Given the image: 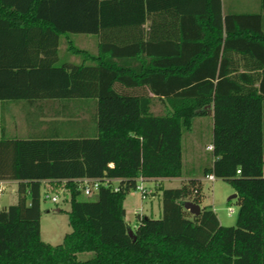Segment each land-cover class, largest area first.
I'll use <instances>...</instances> for the list:
<instances>
[{
    "label": "trees",
    "instance_id": "obj_1",
    "mask_svg": "<svg viewBox=\"0 0 264 264\" xmlns=\"http://www.w3.org/2000/svg\"><path fill=\"white\" fill-rule=\"evenodd\" d=\"M0 4L27 21L0 16V69L19 79L0 87V100H97L95 134L0 139V180L18 181V201L0 207V264H264V0L259 13L226 15L222 0ZM73 34L98 37L92 62H59L62 37ZM29 86L39 90L21 91ZM210 114L214 161L198 174L184 167L183 138ZM210 174L238 194L234 226L202 206ZM180 177L190 179L152 190L161 218L139 214L132 227L125 200L139 179ZM84 178L120 179L119 190L102 184L97 199H83ZM46 181L70 197L72 230L58 245L42 238Z\"/></svg>",
    "mask_w": 264,
    "mask_h": 264
},
{
    "label": "crops",
    "instance_id": "obj_2",
    "mask_svg": "<svg viewBox=\"0 0 264 264\" xmlns=\"http://www.w3.org/2000/svg\"><path fill=\"white\" fill-rule=\"evenodd\" d=\"M262 7V0H222V8L225 15L229 12L259 13L262 11ZM0 16L9 18L11 21L13 20L16 26L27 22L18 19L16 9L10 5L0 4ZM19 22L20 24H17ZM145 26H147V24H145ZM99 54L98 37L85 34H76V36L66 35L62 37L59 62L87 64L92 62L93 57ZM135 66H138V64L136 63ZM17 86H19V79L15 75V71L0 69V87L15 88ZM23 86L25 85L23 84ZM29 87L30 88H23L21 91L39 90L34 86ZM117 87L119 90L123 89L121 86ZM96 111L97 100L95 98H29L24 95L17 96V98L14 99L0 100V139L2 137L29 139L92 135L97 131L95 119ZM211 145L212 144L207 146L206 150L212 151L213 148ZM198 148V144H194L191 150L194 151ZM213 161L214 158L212 157L209 165L212 164ZM191 164L190 170L196 169L195 166H202L203 162L198 160L196 163ZM198 171H200V169ZM204 178H202V180ZM189 179L190 177H180L159 179L158 181L152 179L147 182H150L151 184H148V186L153 188L157 183H162L165 186L166 181L180 180L183 184V182ZM8 182H16L18 184V181L0 180L2 191L5 190L4 183ZM49 185V181H46L45 188L47 189ZM147 200L149 204L146 206L145 210L147 214L144 212V216L154 218L150 215L155 213L156 201L153 197H149ZM125 208L128 212L126 203ZM154 220L159 219L154 218ZM152 230L156 234L161 232L159 226L152 228Z\"/></svg>",
    "mask_w": 264,
    "mask_h": 264
},
{
    "label": "rangeland",
    "instance_id": "obj_3",
    "mask_svg": "<svg viewBox=\"0 0 264 264\" xmlns=\"http://www.w3.org/2000/svg\"><path fill=\"white\" fill-rule=\"evenodd\" d=\"M73 35L76 36V34ZM212 143V114L197 118L193 129L184 133L183 160L185 169L190 170V167L192 166L191 163H196L198 160H201L203 165L195 166L196 170L200 169V171H197L198 174H201L205 167L209 165L213 157L212 151H208V149L206 150L207 146ZM194 144H198L199 148L193 151L191 150V147ZM148 184L151 183L146 182V186H148ZM181 185L182 182L180 180L165 182V187L167 188L180 187ZM203 187L204 197L202 206H212V208L217 213L222 225H236L239 216L240 205L238 203V198L233 197V195L237 192L232 184L224 179L216 178L214 181H210L205 177L203 179ZM4 188L5 190L0 193V207L9 206L11 204H15L18 201V184L16 182L4 183ZM150 190L151 191L148 198L153 197L155 199L156 208L155 213H150L151 215H149L160 219L162 212L161 199L156 193L153 194L152 190H154V187H150ZM47 192H49L51 197L53 195H58L59 202L55 203L51 198H47ZM69 198V194H67V191L64 188L54 189L52 185H49L47 189L45 187L42 188V238L44 241L49 242L52 245L61 244L64 241L65 235L72 230L69 222V211L71 210ZM82 198L86 200H95L97 199V193L89 196L84 194ZM147 199H143L141 193L138 191L130 193L126 198L125 203L128 210L126 219L134 228H136L138 215L140 214L144 216V212H146V206L149 204ZM230 207L234 208L235 210L232 214L229 213ZM80 257L85 259L88 257V254H83Z\"/></svg>",
    "mask_w": 264,
    "mask_h": 264
},
{
    "label": "built area",
    "instance_id": "obj_4",
    "mask_svg": "<svg viewBox=\"0 0 264 264\" xmlns=\"http://www.w3.org/2000/svg\"><path fill=\"white\" fill-rule=\"evenodd\" d=\"M211 147L213 148V145H211ZM206 178L210 181H214L216 179V177L213 174L208 175ZM119 181H120V179H115V178H104V179L84 178V179L79 180V182L81 184V188L83 189L84 194L87 196L92 195L94 193H97L102 184H104L106 186H110L111 184L114 183V188L116 191H118L119 190V186H118ZM146 182H147V180H145L144 178H140L139 184H138L137 190H136V191L141 193L143 199H147L149 196V193L151 191L150 187L146 186ZM1 192H2V188L0 187V193ZM46 197L51 198L52 201H54L55 203L59 202L58 195H53L51 197L49 195V192H47ZM234 211H235L234 208H231V207L229 208L230 214L234 213Z\"/></svg>",
    "mask_w": 264,
    "mask_h": 264
},
{
    "label": "water",
    "instance_id": "obj_5",
    "mask_svg": "<svg viewBox=\"0 0 264 264\" xmlns=\"http://www.w3.org/2000/svg\"><path fill=\"white\" fill-rule=\"evenodd\" d=\"M237 196H238L237 193L233 195V197H237ZM185 208L195 215H199L201 213V210H202L200 205H198L192 201H186L185 202ZM129 233L131 236H133L136 239L135 232L132 228L129 229Z\"/></svg>",
    "mask_w": 264,
    "mask_h": 264
}]
</instances>
